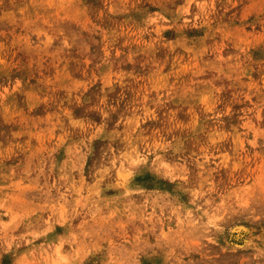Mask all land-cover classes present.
<instances>
[{
    "label": "rangeland",
    "instance_id": "374dc122",
    "mask_svg": "<svg viewBox=\"0 0 264 264\" xmlns=\"http://www.w3.org/2000/svg\"><path fill=\"white\" fill-rule=\"evenodd\" d=\"M0 264H264V0H0Z\"/></svg>",
    "mask_w": 264,
    "mask_h": 264
}]
</instances>
